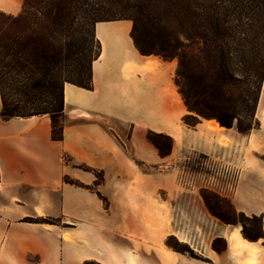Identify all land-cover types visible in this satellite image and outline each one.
Segmentation results:
<instances>
[{"label":"crops","instance_id":"1","mask_svg":"<svg viewBox=\"0 0 264 264\" xmlns=\"http://www.w3.org/2000/svg\"><path fill=\"white\" fill-rule=\"evenodd\" d=\"M24 6L0 0V12L11 16ZM132 29L130 20L95 24L100 53L92 89L65 84L62 141L53 139L48 115L4 119L0 94V264H199L190 251L167 245L172 237L183 243L177 233L198 227L199 199L184 163L198 153L229 165L219 141L233 129L213 130L208 119L190 126L194 115L176 87L175 61L142 55ZM149 133L170 138V155H160ZM240 152L234 205L261 217L264 234V160L248 168L246 147ZM184 214L196 222L184 227L176 220ZM152 219L164 228L152 229ZM153 230L165 231L158 243ZM224 233L218 238L226 249L206 248V264H264V237Z\"/></svg>","mask_w":264,"mask_h":264},{"label":"rangeland","instance_id":"2","mask_svg":"<svg viewBox=\"0 0 264 264\" xmlns=\"http://www.w3.org/2000/svg\"><path fill=\"white\" fill-rule=\"evenodd\" d=\"M198 1L25 0L24 13L19 16L0 12V71L6 77L10 101L18 100V72L21 90L32 85V91L47 93L43 87L34 86L36 79L33 78L40 80L39 70L47 55L58 54L52 69L57 77L52 81L55 86L64 80L87 84L92 63L100 53L94 37L97 21L132 19L144 49L156 51L161 56H155L163 60L165 56L171 57L166 61H175L174 81L184 104L187 101L201 111V114L192 112L186 106L194 115L186 119L187 123L194 126L201 119L219 123L218 117L233 123L230 139L219 141L229 149L226 156L230 159L229 165L221 166L217 156L188 154L184 176L196 191L193 195L199 199L198 227L193 232L177 233L184 241L181 244L174 237L167 240V245L190 251L199 264H206V248L217 252L226 249V242L218 238L220 233L238 230L240 238L249 241L263 236L262 218L238 212L234 203L241 170L237 162L239 151L242 154L246 147L248 168L258 159L264 160L262 104L259 107L261 96L264 101V13L249 23L253 32L247 35L238 33L241 30L246 33L247 20L240 22L223 14L215 16L212 29L207 30L209 34L203 40L204 32L194 9ZM76 49L79 54H72ZM32 61H40V69L31 67ZM39 83L44 86L42 78L35 85ZM240 122L247 129L245 132L238 131ZM150 134L151 141H148L164 152L172 147L169 137ZM153 220L150 221L152 229L164 228L160 220L154 223ZM176 220L185 227V224H194L196 217L184 214ZM164 234V230L151 231L152 242L158 243ZM190 244L197 251L191 252Z\"/></svg>","mask_w":264,"mask_h":264},{"label":"trees","instance_id":"3","mask_svg":"<svg viewBox=\"0 0 264 264\" xmlns=\"http://www.w3.org/2000/svg\"><path fill=\"white\" fill-rule=\"evenodd\" d=\"M195 10H197V15L200 25V29L203 30V37L201 39L204 40L206 36H208L209 32L207 30H211V21L214 19L215 16H221L223 14L224 17H231L232 19H236L237 21H243L247 20L248 22V29H246V33L242 30L238 33H242L243 35H247L249 32H253L251 30V27L249 29V23L253 21H257L259 17L263 16L264 13V0H199L196 4H194ZM125 20H132L128 18H124ZM116 19H108V20H99L97 22L101 21H115ZM240 29V28H239ZM248 32V33H247ZM131 37L134 41V44L138 51L145 56L149 55H159L154 50H146L144 47L140 44L139 38H138V32H137V26L133 24V29L131 33ZM72 54L78 55L77 49L72 52ZM81 54V53H80ZM58 54L56 55H47L45 56L44 64L42 68L40 69L39 64L40 61H32L30 63L31 67L39 68L40 70V80L35 78V84L38 82L41 83L35 85L36 87H43L45 90H47V93H39L32 91L33 86L28 85V88L25 87L24 90H21L19 87V77L20 74L18 72V100L10 101L7 99V92H6V77H4V74L0 71V94H1V100H2V117L6 120L14 118V117H22V118H28L32 116H40V115H48L50 116L52 120V137L55 141H62L63 139V131H64V125H63V112H64V86L65 83L68 82L70 84L85 88V89H92V68H91V77L87 84H81L76 83L73 81H61L56 84V86L53 84L54 80L57 79L55 74L53 73V67L57 63L56 58ZM165 60L171 59V57H165L162 56ZM43 63V62H42ZM13 74V72L11 73ZM16 76V73H14ZM33 74V73H32ZM53 81V82H52ZM58 82V81H56ZM186 106L189 108L190 111H195L200 113L201 111L188 103L186 101ZM20 110H25L26 112H20ZM201 114V113H200ZM217 120L220 123L221 127L231 129L233 128V123L229 122L228 120L224 118H217ZM251 129V128H250ZM249 129V130H250ZM247 129H244V125L242 122L238 125V131L239 132H245ZM151 135H148V139L151 141ZM161 137H166L164 135H160ZM159 150V153L162 157H166L170 155L171 153V147L167 151H163L161 148L157 147ZM89 170V169H86ZM72 184L78 185L76 182L68 181ZM245 237H247V234L244 233ZM264 234L262 237L263 238ZM248 238V237H247ZM258 238L257 240H259ZM246 239V238H245ZM247 240V239H246ZM256 240V241H257ZM249 241V240H248ZM254 241V240H252ZM176 249V248H174ZM178 250V249H176Z\"/></svg>","mask_w":264,"mask_h":264},{"label":"bare ground","instance_id":"4","mask_svg":"<svg viewBox=\"0 0 264 264\" xmlns=\"http://www.w3.org/2000/svg\"><path fill=\"white\" fill-rule=\"evenodd\" d=\"M210 128L211 129H213V130H220L221 129V126H220V124L217 122V121H214L212 124H211V126H210ZM158 221H159V219H158ZM157 221V222H158ZM155 221L153 220V223H154ZM152 223V224H153ZM160 223V222H159ZM163 223V222H162ZM165 225V224H164ZM163 225V226H164ZM152 226V225H151ZM160 226V225H159ZM161 227V226H160ZM167 227V226H166ZM159 228V227H158ZM157 228V229H158ZM165 230V229H164ZM239 247V244L238 243H233V249H237ZM249 254L251 255L252 254V252L251 251H249Z\"/></svg>","mask_w":264,"mask_h":264}]
</instances>
